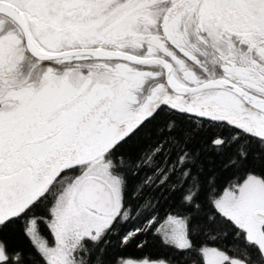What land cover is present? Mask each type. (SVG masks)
<instances>
[{
	"label": "snow or ice",
	"instance_id": "1",
	"mask_svg": "<svg viewBox=\"0 0 264 264\" xmlns=\"http://www.w3.org/2000/svg\"><path fill=\"white\" fill-rule=\"evenodd\" d=\"M0 264H264V0H0Z\"/></svg>",
	"mask_w": 264,
	"mask_h": 264
},
{
	"label": "trees",
	"instance_id": "2",
	"mask_svg": "<svg viewBox=\"0 0 264 264\" xmlns=\"http://www.w3.org/2000/svg\"><path fill=\"white\" fill-rule=\"evenodd\" d=\"M216 165L217 168H219V160H216ZM157 196L159 193H154ZM168 203H171V201L165 202L164 200L160 201V210L161 213H163L164 209L168 206ZM141 241L147 240V243L144 245V247L137 248L135 246H131L127 249V254L131 255L132 257H143V256H151L153 258L158 257V256H165L167 255L166 250L160 245L159 241L153 238L152 236H147V237H141Z\"/></svg>",
	"mask_w": 264,
	"mask_h": 264
}]
</instances>
